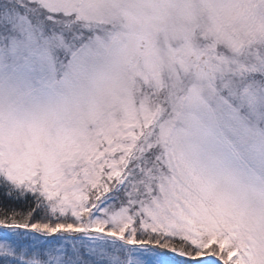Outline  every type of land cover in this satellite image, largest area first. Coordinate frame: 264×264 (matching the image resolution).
<instances>
[{
    "label": "snow or ice",
    "instance_id": "1",
    "mask_svg": "<svg viewBox=\"0 0 264 264\" xmlns=\"http://www.w3.org/2000/svg\"><path fill=\"white\" fill-rule=\"evenodd\" d=\"M0 264H264V0H0Z\"/></svg>",
    "mask_w": 264,
    "mask_h": 264
},
{
    "label": "rangeland",
    "instance_id": "2",
    "mask_svg": "<svg viewBox=\"0 0 264 264\" xmlns=\"http://www.w3.org/2000/svg\"><path fill=\"white\" fill-rule=\"evenodd\" d=\"M175 23H176L177 25H180V24L182 23V21H180L179 19H177V20L175 21Z\"/></svg>",
    "mask_w": 264,
    "mask_h": 264
}]
</instances>
